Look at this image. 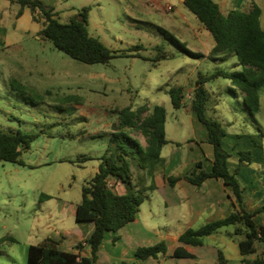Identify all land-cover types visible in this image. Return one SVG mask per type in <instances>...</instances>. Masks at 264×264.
<instances>
[{
    "label": "rangeland",
    "instance_id": "1",
    "mask_svg": "<svg viewBox=\"0 0 264 264\" xmlns=\"http://www.w3.org/2000/svg\"><path fill=\"white\" fill-rule=\"evenodd\" d=\"M145 1L139 7L136 0L76 1L91 8L87 25L90 35L112 49L127 51L129 56L117 57L109 64L88 65L73 60L55 49L51 41L35 39L32 34L0 51V131L20 129L38 134L22 148L23 164L0 161V264H27L29 247L49 236L64 237L66 248L75 243L79 226L75 208L83 199L84 185L99 168L98 157L110 145L119 110H136L144 104L150 108L163 106L170 141L163 156L175 148H182L185 154L191 140L201 143L190 105L199 76L219 69H242L235 54L223 60L207 53L209 41L202 33L214 38L182 3L185 0H171L173 9H168L164 0ZM215 1H221L223 12L250 10L258 5L264 27V0ZM57 18L61 23L72 21L63 15ZM158 27L205 57H188ZM133 45L143 47L140 53L144 58L134 57L137 51H128ZM156 46H163L172 56L154 65ZM12 79L16 86H12ZM176 86H182L186 96V105L179 109L168 93ZM232 87V82L224 78L205 84L210 94L208 116L221 122L229 135L259 134L258 126L264 133V87L261 110L256 115L259 125L245 108L242 95L232 93ZM135 135L146 144L140 132ZM258 138L264 143V137ZM81 155L94 158L81 163L77 160ZM132 170L135 183L143 188L147 182L139 178L143 170L136 165ZM147 194L150 196L151 191ZM157 198L152 196L151 203L156 207ZM82 253L90 256L91 248L84 247Z\"/></svg>",
    "mask_w": 264,
    "mask_h": 264
},
{
    "label": "trees",
    "instance_id": "2",
    "mask_svg": "<svg viewBox=\"0 0 264 264\" xmlns=\"http://www.w3.org/2000/svg\"><path fill=\"white\" fill-rule=\"evenodd\" d=\"M18 3L21 5L19 13H22L24 8H29L34 20L42 26L41 35L73 60L88 65L109 64L117 57L129 56L127 51L112 49L99 38L89 34L87 25L90 7L78 12V20L61 23L54 8L40 0H19ZM184 5L213 36L215 46L210 55L224 60L228 55L235 54L242 67L239 71L219 69L211 75L199 76L194 94L190 98V105L198 121L207 129L208 142L214 147L213 169L208 172L203 169L202 162H198L192 174L185 179L196 186H201L209 178L222 179L232 188L241 210L224 219L204 224L198 229L187 230L180 236V241L191 246L202 245L205 237L223 227L235 226L237 235L244 234L239 243L244 257L243 263L264 264L263 254H259L255 259L246 258L256 254L259 245L264 246V224L258 225L255 221V216L263 211L264 207L254 212L242 208L244 187L237 177L239 169L231 172L229 167L231 154L224 148V139L228 133L221 122L208 116L207 104L210 94L205 88V84L211 80L229 79L233 85L232 93L239 92L242 95L245 108L257 123L256 115L261 110L260 95L264 87V27L260 20L262 9L254 4L250 10L234 9L225 14L215 0H185ZM158 30L188 57L193 59L205 57L203 53L189 49L186 43L167 29L158 27ZM141 50L143 47L136 45L128 51H137L138 53L133 56L141 58L143 57ZM155 50L157 55L153 58L154 65L172 56L163 46H156ZM11 84L16 86V81L12 79ZM21 91L24 92L23 89ZM168 93L176 109L186 105L182 86L172 87ZM118 114L119 122L116 130L110 135V145L104 154L98 157L99 168L84 185L83 199L76 209L77 223L93 224V229L84 232V239L77 245L76 251L61 250L58 247L59 241L51 236L41 244L31 245L28 249L27 264H96L106 233L117 232L133 222L141 205L149 198L147 192L156 189L153 183L140 188L135 183L132 166L136 165L144 171L145 174L139 175V178L146 181L147 178L153 180L159 167L164 165L162 150L170 143L166 137V109L160 105L150 108L148 104H144L136 110L132 107L123 108ZM135 132H140L144 136L145 145L136 137ZM259 136L264 137V133ZM37 137L38 134H30L20 129L0 131V161L23 164L22 148L28 147ZM253 140L258 146V141L254 137ZM239 155L242 165L249 164L252 160L251 151H240ZM93 158L81 155L77 160L85 163ZM181 179L171 176L168 181L175 186ZM117 182L125 185L126 193L118 192ZM42 198L50 199L47 195H42ZM86 246L91 248L90 256L82 253ZM166 254L167 245L160 242L153 246L138 248L136 258L142 261ZM175 257L194 256L179 248L175 252Z\"/></svg>",
    "mask_w": 264,
    "mask_h": 264
},
{
    "label": "crops",
    "instance_id": "3",
    "mask_svg": "<svg viewBox=\"0 0 264 264\" xmlns=\"http://www.w3.org/2000/svg\"><path fill=\"white\" fill-rule=\"evenodd\" d=\"M18 1L0 0V51L17 45L31 34L35 39H45L41 35L42 26L34 20L32 11L24 8L22 13H19L21 5ZM40 1L54 8L57 17L63 15L69 20L78 18V12L87 7L76 3L77 0ZM136 2L137 7L140 3H146L145 0H136ZM164 2L168 9H173L171 0ZM218 4L221 7V1ZM202 36L209 41L207 53L210 54L215 46V40H211L209 34L202 33ZM192 119L196 129L201 133V136L197 137V140L201 141L200 145L191 140L185 154L181 152L182 148H175L167 157L163 156V148L164 165L159 167L153 180L147 178L145 182L146 187L153 183L156 189L151 191L149 198L141 205L133 222L117 232L106 233L96 264H245L239 246L244 234L237 235L235 226L223 227L205 237L202 245L191 246L180 241V236L187 230L198 229L204 224L224 219L241 210L236 203L232 188L222 179L209 178L201 186H196L185 179L192 174L198 162H202L203 169L208 172L213 169L214 147L208 142V131L195 115ZM262 129L258 126L259 134H263ZM259 134L250 132L227 134L224 139V148L231 154L229 160L231 172L234 173L239 169L237 177L244 187L242 208L249 212L264 207V143L258 138ZM253 137L258 141V146L255 145ZM139 140L145 145L141 139ZM240 151H251L252 160L249 164H240ZM142 173L141 175H144V171ZM171 176L182 179L172 186L168 181ZM116 189L122 194L127 191L121 182L116 183ZM154 195L158 196V207L151 204ZM76 209L77 205L75 214ZM255 221L258 225L264 224V210L255 216ZM92 229L93 224L79 225L75 231V243L66 248L63 237L62 240L57 239L58 247L63 251H76L77 245L84 239V232ZM160 242H165L167 245L166 255L137 260L138 248L153 246ZM179 248L194 257H175V252ZM259 254L264 255L262 245L258 246L256 254L246 258L255 259Z\"/></svg>",
    "mask_w": 264,
    "mask_h": 264
},
{
    "label": "water",
    "instance_id": "4",
    "mask_svg": "<svg viewBox=\"0 0 264 264\" xmlns=\"http://www.w3.org/2000/svg\"><path fill=\"white\" fill-rule=\"evenodd\" d=\"M75 20H78V18H77V17H75Z\"/></svg>",
    "mask_w": 264,
    "mask_h": 264
}]
</instances>
